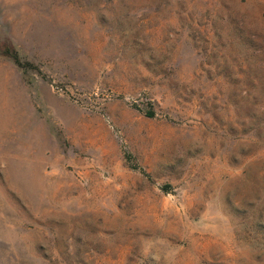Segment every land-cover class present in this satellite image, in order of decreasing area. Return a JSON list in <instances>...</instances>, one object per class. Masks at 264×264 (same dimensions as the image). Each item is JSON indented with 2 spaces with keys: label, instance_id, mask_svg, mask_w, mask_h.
<instances>
[{
  "label": "rangeland",
  "instance_id": "obj_1",
  "mask_svg": "<svg viewBox=\"0 0 264 264\" xmlns=\"http://www.w3.org/2000/svg\"><path fill=\"white\" fill-rule=\"evenodd\" d=\"M0 264H264V0H0Z\"/></svg>",
  "mask_w": 264,
  "mask_h": 264
},
{
  "label": "trees",
  "instance_id": "obj_2",
  "mask_svg": "<svg viewBox=\"0 0 264 264\" xmlns=\"http://www.w3.org/2000/svg\"><path fill=\"white\" fill-rule=\"evenodd\" d=\"M12 57L14 58V60L16 61V63L18 64V66H21V63L19 62L18 58L16 55H12ZM144 115L147 117H153L154 116V112L151 109L145 110L144 111ZM126 159H130V156L127 154L126 155Z\"/></svg>",
  "mask_w": 264,
  "mask_h": 264
}]
</instances>
